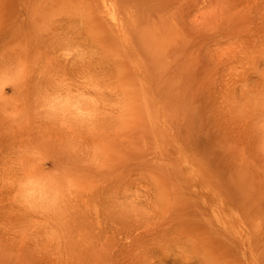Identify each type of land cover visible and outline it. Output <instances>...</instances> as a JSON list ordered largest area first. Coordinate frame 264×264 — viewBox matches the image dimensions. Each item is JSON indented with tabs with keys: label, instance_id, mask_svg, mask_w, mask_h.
I'll use <instances>...</instances> for the list:
<instances>
[{
	"label": "rangeland",
	"instance_id": "374dc122",
	"mask_svg": "<svg viewBox=\"0 0 264 264\" xmlns=\"http://www.w3.org/2000/svg\"><path fill=\"white\" fill-rule=\"evenodd\" d=\"M0 264H264V0H0Z\"/></svg>",
	"mask_w": 264,
	"mask_h": 264
},
{
	"label": "bare ground",
	"instance_id": "6f19581e",
	"mask_svg": "<svg viewBox=\"0 0 264 264\" xmlns=\"http://www.w3.org/2000/svg\"><path fill=\"white\" fill-rule=\"evenodd\" d=\"M105 7H106L105 15L109 18V20L112 23H115L116 17H115V12H114L113 8L112 7H108V6H105Z\"/></svg>",
	"mask_w": 264,
	"mask_h": 264
}]
</instances>
